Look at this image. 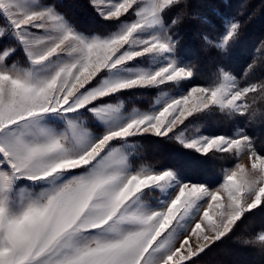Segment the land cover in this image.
<instances>
[{
	"label": "snow or ice",
	"instance_id": "6c2138e0",
	"mask_svg": "<svg viewBox=\"0 0 264 264\" xmlns=\"http://www.w3.org/2000/svg\"><path fill=\"white\" fill-rule=\"evenodd\" d=\"M88 4L111 30L86 33L52 2L0 0V264H199L264 212V39L242 76L217 65L201 84L183 29L215 23L201 42L231 56L244 22L223 5ZM137 94L155 104L128 111ZM216 114L230 134L191 131ZM144 140L178 144L183 163L134 166ZM257 240L264 254V231L242 243Z\"/></svg>",
	"mask_w": 264,
	"mask_h": 264
},
{
	"label": "trees",
	"instance_id": "16d2710c",
	"mask_svg": "<svg viewBox=\"0 0 264 264\" xmlns=\"http://www.w3.org/2000/svg\"><path fill=\"white\" fill-rule=\"evenodd\" d=\"M193 8L201 10L205 9L204 5L213 4L216 6L223 5L226 11L233 12V16L237 17L244 22V34L241 44L232 53V59H238L239 65L243 63L242 71L246 64L250 62L254 48L259 45L261 39H264V1L263 0H192ZM256 9L253 15L244 13L246 8ZM60 8L71 19H73L79 26L88 27L93 21L98 25L97 16L92 11H87L86 3L80 0H66L60 4ZM208 11V10H207ZM203 12V11H202ZM220 16L214 18L219 21ZM95 26V25H94ZM96 27V26H95ZM215 28L212 31V28ZM215 23L208 28L203 26L191 27L185 26L183 29L184 37L190 41L189 45L192 50L201 51L198 48L197 33L208 31L210 35L216 33ZM229 56L228 58H230ZM227 58V57H226ZM233 60V61H234ZM237 61V60H235ZM261 73L257 74V78ZM258 109L264 110V102L257 101ZM258 134H260L258 132ZM166 147L167 145L164 144ZM176 151L168 148L167 151H162V158L164 160L172 159ZM177 157V156H176ZM173 163V162H170ZM189 171H192L190 169ZM193 178H196L193 176ZM255 214H246L247 219L240 223L239 228L235 229V234H230L231 238H224L222 241L217 242L210 251L201 254L199 257V264H264V254L259 251L258 242L257 247L246 246L242 243L244 239L256 237L258 231L264 230V212L254 210Z\"/></svg>",
	"mask_w": 264,
	"mask_h": 264
},
{
	"label": "rangeland",
	"instance_id": "374dc122",
	"mask_svg": "<svg viewBox=\"0 0 264 264\" xmlns=\"http://www.w3.org/2000/svg\"><path fill=\"white\" fill-rule=\"evenodd\" d=\"M65 1L66 0H44V2H46V3L47 2L55 3L58 6V10L61 13H63L65 15V17L69 21H71V23L73 25H75L77 28H79L80 30H82L86 33H103L105 31L111 30L108 23L103 21L93 11L92 7L88 4V0H80V1L82 3H84V2L86 3V8H88L87 11H92L93 13H95V15L97 16L98 25H96L95 23H93V21H91V23L88 27L79 26V24H77L73 19H71L60 8V4L62 2H65ZM205 9L208 10V8H206V7H205ZM207 10H201V11L207 13L208 12ZM227 12L229 14H231L232 16L234 14L233 12H229V11H227ZM255 12H256V9L254 7L246 8L244 11V13H247L250 16L253 15ZM214 29L215 28L213 27L212 31ZM215 33H217V29H216ZM215 35H213V36H215ZM184 39L189 44L190 41L186 40L185 37H184ZM196 40L198 42V48L201 51L200 54L198 53V51H195V52L193 51L194 54H198L197 59H196V63L198 64V69H199L198 75L196 77L197 83L203 84V83L211 80L212 78H214V72H215V68L217 65H223V66L227 67L233 73L238 74V76L243 75V71H242L243 63L241 65H239L237 58H235V60H237V61L232 59V56L230 58H228V57L227 58H221V57L216 56L214 52H210V51L206 50L204 45L201 42V39H200V36L198 35V33H197V39ZM168 91L170 92V94H175V90L169 89ZM155 100H156L155 94H151V95H149V94H143V95L137 94V96L135 98H132V97L125 98V107L128 109V111H132L133 109H139L141 111H146V110L150 109L155 104ZM256 106L257 105H255V107ZM234 127H235L234 122L224 121V120L220 119V114H216L215 116L205 117L202 120L197 121L194 125L191 126V131L195 132L197 129H199V132H202L205 134L213 133V132L220 133V134H230L234 130ZM164 144L167 146L165 147ZM168 148H172L176 152L186 151V150L181 149L179 147V145L174 143V142L161 141L160 144L157 146L156 144H153V143L148 142L147 140H144L139 147V152H138V155L136 157V161L134 163V166L139 167L141 165H144V166H149V167H162V166L169 164L170 162H173L176 164H182L183 161L176 157L177 153H176V156L174 154H172L173 158L169 159V161L164 160L162 158V156H163L162 151H167ZM222 163H224V162H222V161L216 162L211 167L210 172L216 176H219L220 175V165ZM189 174L191 176L198 177L201 173L196 171V170H192V171H189ZM262 231H264V230L258 231L256 233V235L258 236V234H260ZM256 242H258V240ZM190 243H192V241H190Z\"/></svg>",
	"mask_w": 264,
	"mask_h": 264
}]
</instances>
